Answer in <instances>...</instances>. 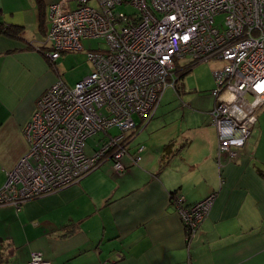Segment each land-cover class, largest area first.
<instances>
[{
  "label": "crops",
  "instance_id": "crops-1",
  "mask_svg": "<svg viewBox=\"0 0 264 264\" xmlns=\"http://www.w3.org/2000/svg\"><path fill=\"white\" fill-rule=\"evenodd\" d=\"M56 1L0 0V23L23 27L20 36L0 32V187L27 149L23 127L38 97L58 77L60 58L44 52ZM212 106L175 123L139 118L120 173L103 161L19 209L0 205V264H28L33 252L50 264H264V104L245 144L220 164ZM211 193L187 238L173 198L192 204Z\"/></svg>",
  "mask_w": 264,
  "mask_h": 264
},
{
  "label": "built area",
  "instance_id": "built-area-1",
  "mask_svg": "<svg viewBox=\"0 0 264 264\" xmlns=\"http://www.w3.org/2000/svg\"><path fill=\"white\" fill-rule=\"evenodd\" d=\"M75 1L74 8L70 2ZM58 0L49 5L45 54L83 49L82 38H103L107 47L87 53L90 72L68 85L61 79L44 90L23 127L25 153L7 172L0 205L17 209L27 200L77 182L110 161L125 170L126 135L152 117L163 91L176 83L175 62L220 59L210 110L218 136L217 161L236 156L264 104V0ZM121 6H132L125 13ZM223 15L222 23L214 17ZM175 82V83H174ZM115 129L113 133L111 130ZM102 133L92 153L87 139ZM142 146L131 156L141 159ZM215 194L173 205L191 237L206 218ZM28 264H50L33 252ZM100 264H107L106 262Z\"/></svg>",
  "mask_w": 264,
  "mask_h": 264
},
{
  "label": "rangeland",
  "instance_id": "rangeland-1",
  "mask_svg": "<svg viewBox=\"0 0 264 264\" xmlns=\"http://www.w3.org/2000/svg\"><path fill=\"white\" fill-rule=\"evenodd\" d=\"M89 3L94 4V0H90ZM69 5L71 8L75 7L73 2ZM118 10L129 13L133 10V7L121 6L118 7ZM214 20L216 25L221 24L223 15L217 14ZM48 24L50 25V21H48ZM81 44L83 49L62 52L56 64L57 79H61L68 85H73L91 70L92 64L87 59L88 52L101 51L107 47L104 39L100 37L82 38ZM187 65H191V68L188 72H185L183 68ZM222 65L223 61L220 59L194 62L188 55L177 59L174 68L176 83L174 82V85L172 83V85H169L163 91L151 122L154 120L158 121L159 118L161 120L164 118L165 122L174 120L175 123L178 120H187L199 115L202 116L201 112L204 110L199 113L198 109H206L212 104L214 97L211 91L217 86L214 70ZM133 118L135 121L139 120L137 115H134ZM111 131L114 133L115 129ZM100 137H102V133L87 139L86 153L90 154L93 152L92 147L95 146V142Z\"/></svg>",
  "mask_w": 264,
  "mask_h": 264
},
{
  "label": "trees",
  "instance_id": "trees-1",
  "mask_svg": "<svg viewBox=\"0 0 264 264\" xmlns=\"http://www.w3.org/2000/svg\"><path fill=\"white\" fill-rule=\"evenodd\" d=\"M40 7H41V6L39 5V13H41V12H40ZM22 30H23V27L20 26V25H13V24H12V25L4 26L2 23H0V32H2V33H6V34H8V35H12V36H16V35H18V36H20ZM190 68H191V65H187V66H185V67L183 68V71L188 72V71L190 70ZM185 72H184V73H185ZM180 75H181V74H180ZM134 132H135V130L131 133L130 136L127 137V139H129V138L133 135ZM96 143H97V142H95V145H96ZM92 148H93V150H94L95 146H93ZM127 150H128V148H127Z\"/></svg>",
  "mask_w": 264,
  "mask_h": 264
},
{
  "label": "bare ground",
  "instance_id": "bare-ground-1",
  "mask_svg": "<svg viewBox=\"0 0 264 264\" xmlns=\"http://www.w3.org/2000/svg\"><path fill=\"white\" fill-rule=\"evenodd\" d=\"M135 127H136V126H135ZM132 130H133V129H132ZM132 130H131V131H132ZM128 136H129V135L127 134V135H126V140H125L126 147H127V144H128V139H127Z\"/></svg>",
  "mask_w": 264,
  "mask_h": 264
}]
</instances>
